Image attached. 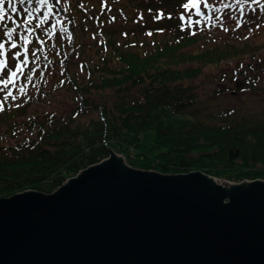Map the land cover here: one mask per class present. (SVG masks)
<instances>
[{"label": "trees", "instance_id": "obj_1", "mask_svg": "<svg viewBox=\"0 0 264 264\" xmlns=\"http://www.w3.org/2000/svg\"><path fill=\"white\" fill-rule=\"evenodd\" d=\"M11 2L16 11L5 0L0 21L7 52L0 80L25 62L7 88L0 84V197L25 189L51 192L106 157L108 147L133 166L143 156L146 168L164 173L264 178V104L261 113L225 107L201 120L184 108L200 102L195 90L174 84L212 66L232 86L221 91L251 92L264 103V0H207L208 7L188 9V0ZM46 12L47 23L37 28ZM127 18L141 22L129 29L122 24ZM95 25L93 42L85 40ZM8 28L15 29L16 49L2 35ZM147 31L155 35V49L138 50L149 44ZM97 43L99 62L81 54ZM191 43L201 44L197 53L185 50ZM166 57L173 62L163 63ZM133 84L141 86V95L128 98ZM88 89L98 91L97 103ZM110 89L113 95L105 93Z\"/></svg>", "mask_w": 264, "mask_h": 264}, {"label": "water", "instance_id": "obj_2", "mask_svg": "<svg viewBox=\"0 0 264 264\" xmlns=\"http://www.w3.org/2000/svg\"><path fill=\"white\" fill-rule=\"evenodd\" d=\"M107 153L51 192L0 197V264H264V179Z\"/></svg>", "mask_w": 264, "mask_h": 264}, {"label": "rangeland", "instance_id": "obj_3", "mask_svg": "<svg viewBox=\"0 0 264 264\" xmlns=\"http://www.w3.org/2000/svg\"><path fill=\"white\" fill-rule=\"evenodd\" d=\"M223 16H225V13L223 14ZM191 20L192 22H194V21H197L198 19H191ZM140 22L141 20H137V19L131 20L127 18V20H123L122 24L130 29V28H134ZM245 22H248V21H245ZM237 24L238 23H236V25ZM247 26H248V23L241 26L240 29L242 31H245ZM97 27L98 26L96 25L92 26V28L86 33V36L84 39L93 42L94 40L93 34L97 32ZM146 36H147L146 40L149 42V44L138 46L137 47L138 50H145V48L147 49V48H152V47L155 49V35H153V33L151 32L148 33L147 31ZM107 38H109V34H107ZM193 44L195 43H191L190 45H187V47L189 46L190 47L186 48L185 50L187 52L197 53L199 51V48L201 47V44H196V45H193ZM92 45H89L88 50L84 49L83 51H81V54L85 55V57H87L88 55L94 56L93 58L97 60L98 58L97 53L100 55H103V53L99 51L100 45H98V43L95 46L93 45L94 47H92ZM70 53H72V50H70ZM76 60L78 61V58H76ZM179 61L185 64L184 66L186 67L191 65L189 63V60L188 62L186 60H183V61L179 60ZM97 62L99 61L97 60ZM166 62H173V61L170 57H166L163 63H166ZM191 66H195V65H191ZM150 69H153V68L151 67ZM73 70L77 71V73L81 71L75 66ZM220 71L222 70H216L212 68V66H209L207 68H204L203 70L201 69V72L196 74L194 77H185L181 79L180 78L176 79L177 81L174 82V84H176L177 86H180L181 88L185 90L186 89L195 90L194 94H196L197 98H199L200 100L199 103L194 102L193 103L194 105L192 104V105L184 106V108H186V112H189V111L191 112V109H192V111L195 112L194 116L196 115L199 119L206 120V121L210 120L209 115L211 114V111L217 108L230 107V108H235L237 110H241L243 112L261 113L264 103L262 102V100L257 99L253 93L251 92H245V93H240V94L234 93V92L232 93L233 91L232 88L229 89L228 91L220 90V88H224L225 86L232 87L230 83H228L227 76H223V77L220 76V73H221ZM188 76H192V74ZM155 86L157 87V82H155ZM217 91H219V93H217ZM141 92H142L141 86L136 87L133 84L130 89V93H127L126 97L128 98H133L134 96L138 97L139 95H141ZM87 93H90L91 96L93 97V101L91 102L93 103L98 102L99 100L98 91L88 89ZM105 93L106 94L110 93V95L111 94L113 95L115 92H114V89H110V90H107ZM105 98H106V95H105ZM59 100L67 102L66 105L71 104L70 99L59 98ZM91 113L94 114V116L96 115V111L94 110H92ZM143 158H144L143 156H137L135 158L136 164L141 163L139 164L140 166L136 165L135 167L146 168L142 164L144 161ZM234 172L235 171H232L231 173H234ZM217 178L219 180H229L223 177L221 178L217 177ZM257 178H260V177H257ZM244 179H253V178H244Z\"/></svg>", "mask_w": 264, "mask_h": 264}, {"label": "snow or ice", "instance_id": "obj_4", "mask_svg": "<svg viewBox=\"0 0 264 264\" xmlns=\"http://www.w3.org/2000/svg\"><path fill=\"white\" fill-rule=\"evenodd\" d=\"M23 2V0H21ZM48 2V0H39V3L41 5H44ZM4 3L5 0H0V21H3L5 19V13H4ZM200 3H204L205 7H208V2L207 0H188V3L184 4L183 7L185 9L189 8V5L191 4L193 7H197ZM8 7L12 9V11H16V9L12 6L11 0H8ZM225 7H228L225 5ZM29 17H31V13H29ZM47 18H48V13H44L43 18L40 20V22L36 25L37 28L41 27L42 24L47 23ZM25 24H30L31 20L26 19L24 21ZM0 27H3V25H0ZM34 31L32 28H28V32L31 33ZM15 32V29L8 28L5 32L2 33L3 36L7 37L8 42H10V47L11 49H16L17 48V43L13 40V33ZM24 39L25 44L29 43L27 37H22ZM7 55L6 52V42H0V72H3L7 66V61L5 59ZM21 53L19 51L15 52V56L19 57ZM26 60V58H25ZM25 61H21V63L15 64L16 71H11L10 74L8 75V79L6 80H0V84H3L5 88H7L8 84L13 81V79L16 77L18 72L21 70V64L24 63ZM28 79L30 80L31 77L29 76ZM2 90V89H0ZM11 93L9 92L8 95L4 97L5 100L8 99V96H10ZM13 100H15V96L11 97ZM3 105L0 104V111H3Z\"/></svg>", "mask_w": 264, "mask_h": 264}, {"label": "bare ground", "instance_id": "obj_5", "mask_svg": "<svg viewBox=\"0 0 264 264\" xmlns=\"http://www.w3.org/2000/svg\"><path fill=\"white\" fill-rule=\"evenodd\" d=\"M261 179H264V178H261Z\"/></svg>", "mask_w": 264, "mask_h": 264}]
</instances>
